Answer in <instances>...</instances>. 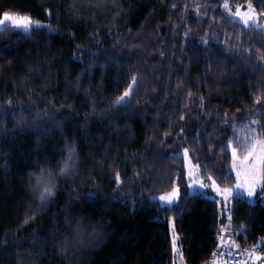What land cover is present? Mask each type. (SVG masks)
I'll list each match as a JSON object with an SVG mask.
<instances>
[{"label": "trees", "instance_id": "trees-1", "mask_svg": "<svg viewBox=\"0 0 264 264\" xmlns=\"http://www.w3.org/2000/svg\"><path fill=\"white\" fill-rule=\"evenodd\" d=\"M229 1L264 12V0ZM222 3L0 0V18L48 26L0 27V264H176L170 220L184 264H208L231 240L264 249L261 191L233 195L227 216L188 192L179 153L231 187L226 146L264 141V30ZM41 175L54 195L31 219ZM176 184L163 208L156 196Z\"/></svg>", "mask_w": 264, "mask_h": 264}, {"label": "rangeland", "instance_id": "rangeland-1", "mask_svg": "<svg viewBox=\"0 0 264 264\" xmlns=\"http://www.w3.org/2000/svg\"><path fill=\"white\" fill-rule=\"evenodd\" d=\"M222 1H223L222 8L224 12L229 14L232 18L240 21L243 24H245L243 22L244 20H249V24L247 25H254V26L261 27V28L264 27V12H257L250 4H247V5L235 4L234 5L229 0H222ZM6 13H3V15L0 18V22L4 21V15ZM7 14L12 15L17 18L28 17L25 14H15V13H7ZM7 25H10L11 27L15 28V25L12 22H9ZM130 85L132 86V83ZM129 86L126 90L129 89ZM257 140H260V139H254V140L241 139L239 142L235 144H229L228 146H226V150H225V153H226L225 155L227 159L226 163L228 167L230 168V170L235 174V183L231 187H221L213 179L208 180V181L204 180L199 174V168H198L197 163L193 160L190 154L188 153L187 156H183L185 169H186L185 177H186V182L188 186V192L194 193L192 189L193 187H195L196 189L195 192L207 194L211 197L216 198L221 208H223L227 216H229L228 208H229L232 196L235 195L236 192H243L245 193L244 196L247 197L246 187L241 188V189H236L235 186L238 183L244 184L245 180H248L249 182H251L253 179H257L259 183H258L256 191L264 190L263 164H261L260 166V172L258 174H254L251 172V166L253 164L252 158H249L248 161H245L244 159L245 156L248 154V152L251 151L252 144L255 143ZM233 148L236 149L235 157L233 156V153H232ZM183 151L184 149H182L179 153L182 154ZM212 181H214L215 183H212ZM201 185H208V186L202 187ZM173 188L179 189V186L176 184ZM173 188L168 192H163L157 195L156 199L159 201V197L168 195L169 193L173 191ZM224 189H233V195L229 199L227 208L225 207V204H224L226 194L225 195L221 194L222 190ZM179 197H180V190L178 192V197L175 200V202L179 199ZM159 203L161 204L162 202L159 201ZM169 230L171 234V239L173 240V236L177 238L172 220L169 221ZM224 240L229 241L230 239L226 240L225 238ZM231 243H236V242L234 240H231L229 244ZM239 246H242L245 249L247 248L246 246H243V245H239ZM174 259H175L176 264H181L180 256H178L176 253H174ZM183 264H184V261H183Z\"/></svg>", "mask_w": 264, "mask_h": 264}, {"label": "snow or ice", "instance_id": "snow-or-ice-1", "mask_svg": "<svg viewBox=\"0 0 264 264\" xmlns=\"http://www.w3.org/2000/svg\"><path fill=\"white\" fill-rule=\"evenodd\" d=\"M100 3H103L104 0H99ZM9 22L14 23L15 28L14 30H19L22 35H30L31 30L33 28L40 29V28H45L48 27L47 25L41 24L39 21H33L28 17H22V18H17L9 14L4 15V21L0 22V27L7 26ZM246 25L249 24V20H244L243 21ZM262 30H264V27H262ZM49 31H51V28L49 27ZM133 83H135V78H133ZM132 91V86H129V89L126 90L120 97L117 98L116 100V106H120L126 103H130V100L127 98L131 95ZM252 124H258V121H252ZM251 134L255 136V131L254 129H249ZM233 156H236V149H232ZM73 154H74V148L73 151L69 153V156L67 160L63 161L64 167L60 169V173L63 175L65 174L70 167H73L75 164V161L73 160ZM188 155V150L184 149L183 153L181 156H187ZM249 158H252L253 164L251 166V172L254 174H258L260 172V166L261 164H264V141L262 140H257L255 143L252 144L251 146V151L248 152V154L245 156V161H248ZM118 181L117 188L119 189L120 183H119V177L118 174L115 177ZM209 180H211V177H209ZM212 183H215L212 181ZM259 181L257 179H253L251 182L248 180H245L244 184L238 183L235 187L236 189H241L246 187V196L249 199H252L256 195V189L258 186ZM202 187H207L208 185H201ZM55 185L52 183L50 180L47 179V177L41 175L40 177H37L36 179V186L34 188V191L39 192L38 199L40 201V206L37 208L36 212L32 214L30 217L31 219L35 218V215L38 214V212L46 206L49 197L54 195V189ZM191 187V186H190ZM193 192H195V187H193ZM178 188H173V191L169 193L166 196H161L159 197V201L162 202L161 206L163 208H166L168 210H171V207L174 205L175 200L178 197ZM191 194V193H190ZM222 195H225V200L224 204L225 207L227 208L228 202L230 197L233 195V189H224L222 190ZM235 195L239 197H243L245 193L243 192H236ZM261 196H264V190L261 191L260 193ZM150 199H155V198H150ZM254 202V201H253ZM24 223H28V219H25ZM222 231V230H221ZM264 243V241H262ZM225 247V245H218V250L220 248ZM258 247V246H257ZM172 248L173 252L176 253L178 256H180L181 259V264H183V258L182 255L180 254V250L176 246V237L173 236L172 240ZM233 255L232 251L230 250L227 253V256L231 257Z\"/></svg>", "mask_w": 264, "mask_h": 264}, {"label": "built area", "instance_id": "built-area-1", "mask_svg": "<svg viewBox=\"0 0 264 264\" xmlns=\"http://www.w3.org/2000/svg\"><path fill=\"white\" fill-rule=\"evenodd\" d=\"M230 250L231 257L227 256ZM208 264H264V249L259 245L245 249L237 243L227 244L212 254Z\"/></svg>", "mask_w": 264, "mask_h": 264}]
</instances>
